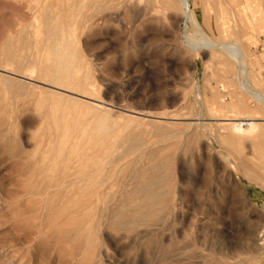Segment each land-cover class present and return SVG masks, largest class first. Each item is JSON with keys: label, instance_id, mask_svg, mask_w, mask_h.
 <instances>
[{"label": "rangeland", "instance_id": "374dc122", "mask_svg": "<svg viewBox=\"0 0 264 264\" xmlns=\"http://www.w3.org/2000/svg\"><path fill=\"white\" fill-rule=\"evenodd\" d=\"M119 1L0 0V63L14 61L11 71L23 74L22 61L57 70L72 60L70 72L85 76L95 96L110 104L92 107L89 99L38 82L36 71H27L31 80L0 70V264H215L212 242H241L242 222L232 208L263 222L264 186L248 185L231 162L232 178L218 173L216 162L234 152L260 158L264 137L220 139L203 102L220 94L217 100L227 104L241 94L251 112L263 114L264 104L239 84L245 72L224 55L186 49V23L175 21L179 8L161 0ZM243 1L258 17L250 29L231 19L223 37L211 9L207 32L232 40L242 29L247 74L264 91V0L250 8ZM190 4L200 16L210 7ZM58 49L66 56H56ZM123 109L176 119L146 120ZM65 166L69 179H59ZM154 167L166 179L153 190L164 191L160 201H166L147 217L148 192L136 181L141 169ZM241 184L260 211L244 205ZM131 215L138 219L128 221ZM232 252L230 261L240 260L242 251Z\"/></svg>", "mask_w": 264, "mask_h": 264}, {"label": "bare ground", "instance_id": "6f19581e", "mask_svg": "<svg viewBox=\"0 0 264 264\" xmlns=\"http://www.w3.org/2000/svg\"><path fill=\"white\" fill-rule=\"evenodd\" d=\"M126 1H128V3H129V0H126ZM161 1H162L161 4H163L164 6H167V7H173L174 6V7L179 8L180 15L176 16L175 21L178 23L179 21H181L183 19L184 22L186 23L185 24V30H184L185 34L183 32L184 36L182 39V42H184L186 44V46H185L186 49L188 47L192 52H195L196 54H198L200 52L209 51V52H211V54L215 53V54L224 55V58H226L225 60L227 63H229L232 66H236L240 72L241 71L245 72V80L244 81L242 80L243 82L239 83L241 85L242 89L245 92L249 93L250 96H252V98H254L255 100H259L260 102H262L264 104V91L257 89L256 87H252L249 74H247V68L249 66H248V62H247L246 51H245L244 47L242 46V29L238 32H234L231 34V35H235V37H237L236 38L237 40L236 39L217 40L214 37H212V35H209V33L207 32V30L212 31V25H211V21L209 19V14H210L211 9L212 10L214 9V11H215L214 13L216 15V19L219 21L218 22L219 33H221V35H223V37L225 36L224 33L227 31V28L230 27V25H231V22H230L231 19L235 20L238 23H241V25H242V21H243L245 23V26H247V28L250 29L252 27L253 23L256 20H258V17H256L254 19L252 14H251L252 11L242 8V0H214V1L213 0H201L203 4L204 3L207 5L210 4L209 5L210 7L207 8L204 12H203V10H200L201 14H202L201 16L198 15L197 10L194 9V7L193 8L191 7L190 0H161ZM254 1L255 0H244L243 3H245L250 8L251 7L250 4L253 2L254 3L253 5L256 7L257 4H255ZM105 2H107V1H105ZM256 2H257V0H256ZM88 3H89V1H88ZM131 4H133V3H131ZM101 7H103V6H101ZM95 10H97V9H95ZM104 10H103V12H104ZM133 11H135V10H133ZM228 12L230 13V15L228 14ZM93 17H95V16H93ZM80 27H81V25H80ZM188 28H189V31H188ZM44 42H46V41H44ZM56 53L57 54H55V55L60 57V58L62 57V54H64V52H62L60 49H58L56 51ZM64 55L66 56V54H64ZM4 57H2V58H4ZM74 58L76 59V57H74ZM55 60H58V59L56 58ZM66 60H65L67 63L66 66L60 67V68H58L59 66H57V70H54L53 68H51L50 64L40 63L36 59H33L30 62H27V61L23 62L22 61V62H20L19 65L21 68L26 70V72H22L23 74L13 73L11 71L12 69L17 70V69H14L12 66L14 61L7 60L9 62H7L5 64L0 63V70L5 72V73L18 75L23 79L25 78V79H31V80L33 79V78H31L32 75L30 73H28L27 71H30V72L36 71L39 73V76L43 79V80H40L38 82L45 83V84H48V85L55 87L57 89H61L63 91L74 93L80 97H84L86 99H89L92 102H89V101H86V102H89V104L92 107L93 106L94 107L104 106L105 104L110 105L109 103H106L105 101H103L100 98H97L95 96V94L93 93V90H92L93 88H91L92 87L91 85H93V84H92V82L85 80L86 79L85 76L79 77V76H76L75 74H72V72H70L69 67H70V65L72 66V60H69V59H66ZM59 62L60 61H58V64H60ZM61 63H62V61H61ZM54 67H56V66L54 65ZM3 76H5V75H3ZM36 81H37V79H36ZM222 81H224V80H222ZM219 83L223 85L224 82H219ZM222 85H220V86H222ZM223 86H225V84ZM222 88H224V87H222ZM231 93L232 92H230V94ZM217 94H219V93H217ZM206 96L207 95L202 96V98H204ZM219 96H220V94L218 95V97ZM230 96H232V94ZM218 97H217V95L216 96L213 95V98L211 96L209 99L204 98L203 102H205L204 106L207 110L206 112L209 113L210 118L216 121V122H214L215 128H217L218 130H221L218 134L220 139H222V138H224L226 140L238 139V140L247 141V140L252 139L253 136H254V138L255 137L258 138L259 135L262 138L264 137V112L262 114V113L257 111L258 109L251 112L250 109L252 106L251 107L248 106V104L244 101V97L241 94H240V99H238L239 96H237V98H234V96H233L230 98V101L227 104H223V102H222L223 100L221 101L222 103L220 102V100H217ZM233 99H236V100H233ZM261 106H262V104H261ZM102 108L105 111L111 109V108L106 107V106L102 107ZM123 111H129L131 113H137L139 115H142L143 116L142 118H145L146 120L150 119V118H152L151 120H153V119L157 120L158 118L159 119H162V118L174 119L175 118V117H166L163 115L164 113L163 114L162 113L151 114V113L138 112V111H134V110H130V109H123ZM129 116L134 117L133 115H129ZM132 117H130V118H132ZM159 122H160V120H159ZM244 126H246V127L244 128ZM190 130H192V129H190ZM173 135H174V133H173ZM254 138L252 139V141L255 140ZM253 155L254 154H250L249 152H234L232 157H223V164H219L218 162L215 161L217 164L216 165V167H217L216 171L218 173H220V172L223 173V175L224 174L227 175L229 178L230 177L232 178L233 174L230 172V169L227 168V165H226V163L231 162L234 164V166H236V168L238 170H240V173H242V175L244 176V179L246 180V183L248 185L252 182H257V183H261V185L264 186V152L259 154V155H261L260 158L259 157L254 158ZM105 163H106V161H105ZM69 168L70 167L65 166L62 169H60L59 171H57L58 172V178L59 179L60 178L61 179L68 178L69 172H71ZM218 168H220V170ZM147 169L148 168H143L140 170L139 178H138V181H136V182H138V184H139V182L141 181L140 185L138 186L139 190H145L146 192H148L145 195L148 198V200L146 202L147 203L146 204L147 209H146V211H144L142 213H145V215L147 217H151L152 214L155 212L156 208H158L159 206L164 204V202L166 201V200L160 201V197L164 191H161L160 189H156V190L154 189L153 190V188H157L163 181H165L166 176H164V174L158 173V167H154L153 169L150 170L149 173H148ZM101 171H98V173ZM96 173L97 172H95V174ZM91 174L93 175L94 173H91ZM87 176H89L88 173H87ZM104 176H106V175H104ZM103 177H101V178H103ZM141 177H144L143 180H141ZM85 178H87V177H84V179ZM129 178H130V176H129ZM234 179L235 180H233V184L235 183V186H236L238 184V183H236L237 176H235ZM103 180H102V182H103ZM81 181H82V179H81ZM99 181H100V179H99ZM49 182H51V181H49ZM83 182H84V180H83ZM57 183H58V181H57ZM84 185H85V183H84ZM96 186L98 187L97 184H96ZM239 189H241L239 192L241 193L242 202L244 203V205L251 206L255 210H259L257 208V204H255V202H253V200L250 196V192L247 190V187H245L243 184H241ZM225 192L227 193V195L229 194L227 191H225ZM224 195L226 198V194H224ZM94 196L96 197V199H98V197L100 196V193L97 192L96 194H94ZM229 197L231 198V196H229ZM222 198L223 197L221 196V199ZM84 200H87V199H84ZM223 200H224V198H223ZM230 200L232 201V199H230ZM90 203H92V202H90ZM87 205H85V206H87ZM89 206H90V204H89ZM229 207H228V209H229ZM81 209H83V207ZM232 209L234 210V213L236 212L239 215L238 217L242 222L241 228L243 229V232L241 231V228L239 229L242 232V234H241L242 236L239 235L240 237H242V238H240L241 242H239L238 239H237L238 242L233 240V241H229V242L219 243V245H214V243L212 242L213 246L211 247L212 248L211 250H213L214 253L217 254V255L210 254L212 256V259L215 260L214 261L215 264H264V259L262 260V258H264V209H261L260 215H261V218L263 220V222L261 224H257V223L252 222L250 217H248L246 215V213L240 212L237 208H232ZM232 209H231V212H233ZM133 211H135V210H133ZM229 214H228V216L231 215V214L230 215ZM145 215H142V216L144 217ZM232 215H233V213H232ZM131 217H132V215H131ZM137 219H138V217L133 216L131 218V220H128V221L134 222ZM231 219H232V217H231ZM232 220H234V218ZM232 220H231V223H232ZM121 222H122V224L125 223L124 218H122V220L118 221V223H121ZM237 224H239V223H237ZM238 227H240V226L238 225ZM89 228H90V226H89ZM81 229H82V227H81ZM240 231H239V233H240ZM234 250L242 251V257L241 258L239 257L240 260H237L235 258V259H233V261H230L231 258H234L233 256L235 254H234V252H232ZM231 253H233V255H231ZM211 261H213V260H211ZM210 263H212V262H210Z\"/></svg>", "mask_w": 264, "mask_h": 264}]
</instances>
